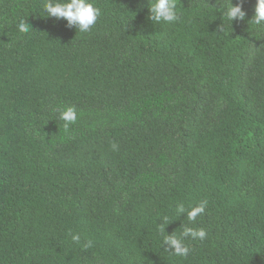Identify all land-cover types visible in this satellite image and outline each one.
<instances>
[{"label": "trees", "instance_id": "1", "mask_svg": "<svg viewBox=\"0 0 264 264\" xmlns=\"http://www.w3.org/2000/svg\"><path fill=\"white\" fill-rule=\"evenodd\" d=\"M89 2L80 32L46 0H0V264H264L256 0L232 26L217 0H176L159 24L149 0ZM184 227L206 232L187 258L162 244Z\"/></svg>", "mask_w": 264, "mask_h": 264}, {"label": "clouds", "instance_id": "2", "mask_svg": "<svg viewBox=\"0 0 264 264\" xmlns=\"http://www.w3.org/2000/svg\"><path fill=\"white\" fill-rule=\"evenodd\" d=\"M223 9L222 15L231 24L234 21H243L246 17V11L243 8V0L235 5L232 0H217ZM149 20L152 23H174L180 19V13L176 0H149ZM44 11L47 13L46 17H55L57 19H64L67 21L69 27H75L80 32H88L96 23L101 15V10L96 7L89 0H46L44 4ZM256 26L257 30H264V0H256L255 15L249 21ZM18 30L21 33H27L30 30L29 25L25 20L18 24ZM60 119L65 121V129L74 124L78 120V113L75 107H68L61 112ZM116 145L113 144V148ZM207 201H201L198 205L186 209L184 204L176 206L177 216L185 215L189 221H195L197 216L205 212ZM165 222L167 217L164 218ZM159 230L164 233V224L159 225ZM190 237L192 240H204L206 232L203 228L184 227L180 236L164 235L162 244L166 245V250L173 252L176 256L187 258L190 255L191 249L185 244L184 239ZM81 239L79 234H72V240L79 242ZM91 241H88L85 247H91Z\"/></svg>", "mask_w": 264, "mask_h": 264}]
</instances>
